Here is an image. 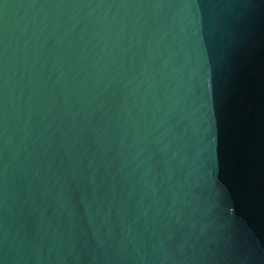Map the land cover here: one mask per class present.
I'll return each mask as SVG.
<instances>
[{
	"label": "water",
	"instance_id": "water-1",
	"mask_svg": "<svg viewBox=\"0 0 264 264\" xmlns=\"http://www.w3.org/2000/svg\"><path fill=\"white\" fill-rule=\"evenodd\" d=\"M0 264H264V0H0Z\"/></svg>",
	"mask_w": 264,
	"mask_h": 264
}]
</instances>
